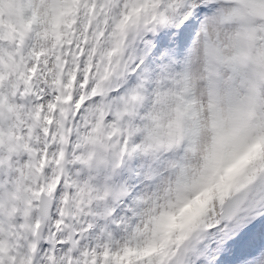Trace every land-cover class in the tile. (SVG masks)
<instances>
[{
	"label": "snow or ice",
	"instance_id": "obj_1",
	"mask_svg": "<svg viewBox=\"0 0 264 264\" xmlns=\"http://www.w3.org/2000/svg\"><path fill=\"white\" fill-rule=\"evenodd\" d=\"M260 137L264 0H0V264H264V165L155 227L194 154Z\"/></svg>",
	"mask_w": 264,
	"mask_h": 264
},
{
	"label": "clouds",
	"instance_id": "obj_2",
	"mask_svg": "<svg viewBox=\"0 0 264 264\" xmlns=\"http://www.w3.org/2000/svg\"><path fill=\"white\" fill-rule=\"evenodd\" d=\"M264 155V137L256 141L228 140L210 151L194 177L167 203L158 217L157 238L187 221L214 193L235 179L253 158Z\"/></svg>",
	"mask_w": 264,
	"mask_h": 264
},
{
	"label": "bare ground",
	"instance_id": "obj_3",
	"mask_svg": "<svg viewBox=\"0 0 264 264\" xmlns=\"http://www.w3.org/2000/svg\"><path fill=\"white\" fill-rule=\"evenodd\" d=\"M208 154H209V152H208V149H207V151H205L204 153H203V155L202 156H200L199 158H197L196 157V155L194 154L190 159H189V161H187V163H188V165H190V167L192 168V169H195V170H197L198 169V167L200 166V164L202 163V161L204 160V159H206L207 158V156H208ZM130 159H132V161H131V163H130V165H132L133 167H134V169H136V168H138L139 167V160H140V158L138 157V156H136V155H132V156H130ZM258 165H264V155H260L259 156V159L257 158V160L255 161V163L254 164H252L251 163V161H249V163L245 166V171L247 170V169H249V168H251V167H254V166H258ZM242 171L238 174V176L237 177H239V176H241L242 175ZM126 179H127V176H126ZM125 179V180H126ZM223 187H221L220 189H222ZM216 192V191H215ZM214 192V193H215ZM213 194V193H212ZM211 195V194H210ZM207 201H208V199L205 201V203L192 215V216H194V215H196L198 212H200L205 206H206V204H207ZM191 216V217H192ZM190 217V218H191ZM189 218V219H190ZM186 222V221H185ZM152 249L153 248H148V249H145V252H149L148 253V255H155V256H157L156 255V253L155 252H153L152 251Z\"/></svg>",
	"mask_w": 264,
	"mask_h": 264
}]
</instances>
